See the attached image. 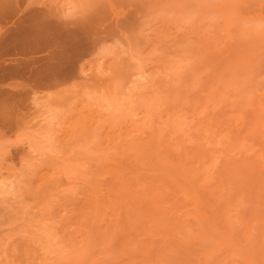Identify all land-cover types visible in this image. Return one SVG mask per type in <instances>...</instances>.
<instances>
[{
  "label": "rangeland",
  "instance_id": "obj_1",
  "mask_svg": "<svg viewBox=\"0 0 264 264\" xmlns=\"http://www.w3.org/2000/svg\"><path fill=\"white\" fill-rule=\"evenodd\" d=\"M0 264H264V0H0Z\"/></svg>",
  "mask_w": 264,
  "mask_h": 264
},
{
  "label": "bare ground",
  "instance_id": "obj_2",
  "mask_svg": "<svg viewBox=\"0 0 264 264\" xmlns=\"http://www.w3.org/2000/svg\"><path fill=\"white\" fill-rule=\"evenodd\" d=\"M3 41V45H6L7 44V42H6V40H2ZM9 46L10 47H12V45L14 44V40L13 39H10L9 40ZM29 68L27 67V65L26 64H24L23 66H22V69H21V74L22 75H26V74H28L29 72Z\"/></svg>",
  "mask_w": 264,
  "mask_h": 264
}]
</instances>
